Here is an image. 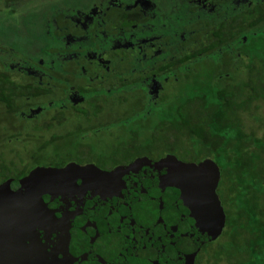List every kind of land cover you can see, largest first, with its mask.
Here are the masks:
<instances>
[{
	"label": "trees",
	"instance_id": "trees-1",
	"mask_svg": "<svg viewBox=\"0 0 264 264\" xmlns=\"http://www.w3.org/2000/svg\"><path fill=\"white\" fill-rule=\"evenodd\" d=\"M146 1L148 20L156 14L152 13L155 6L162 7L161 15L165 6L171 16L184 13L179 5L183 0L177 6L173 0ZM184 1L187 11L200 15L194 26L174 24V42L154 40L159 50L136 56L125 75L117 71V64L135 42L109 38L116 26L125 29L131 23L124 9L117 17L114 11L102 14L101 5L95 9L98 1L87 7L57 0L55 11L45 12L48 17L43 22L30 24L43 37L40 44L53 35L62 41L58 48L45 41V53L64 56L67 49L72 51L55 65L24 60L15 72L10 70L15 65L9 69L0 65V183L24 176L37 165L63 166L69 161L111 169L141 155L158 159L170 152L186 161L209 157L220 170L216 193L225 221L220 234L198 250L194 264H264V46L256 39L264 36V27H256L264 26V0H213L217 4L207 5L204 11L202 0L190 8L189 0ZM139 7L144 14L143 6ZM68 12L80 29L84 15L90 16L89 30L74 31L76 38L89 33L85 48L64 40L73 31L58 32L60 27L68 29ZM169 18L159 23L166 25V30H157L159 34H171L174 20ZM98 19L105 23L103 28H95ZM119 19V24H113ZM200 25L203 30L197 29ZM105 42L109 45L104 47ZM111 44L114 47L109 48ZM241 46L249 48L244 51ZM171 50L178 52L173 55ZM99 52L106 54L99 57ZM100 62L105 78L96 72ZM199 67L208 71L202 82L192 75ZM22 68L40 73L25 79ZM47 77L63 83L65 98L49 96ZM169 87L183 91L170 95ZM51 109L54 113L49 116ZM151 111L161 114L158 121ZM69 118L71 128L62 132ZM26 127L27 137L15 138ZM10 140H26L20 146L24 155L8 154L14 150ZM29 143L32 146L26 147Z\"/></svg>",
	"mask_w": 264,
	"mask_h": 264
},
{
	"label": "water",
	"instance_id": "water-1",
	"mask_svg": "<svg viewBox=\"0 0 264 264\" xmlns=\"http://www.w3.org/2000/svg\"><path fill=\"white\" fill-rule=\"evenodd\" d=\"M209 158L37 165L0 183V264H194L225 213Z\"/></svg>",
	"mask_w": 264,
	"mask_h": 264
},
{
	"label": "rangeland",
	"instance_id": "rangeland-1",
	"mask_svg": "<svg viewBox=\"0 0 264 264\" xmlns=\"http://www.w3.org/2000/svg\"><path fill=\"white\" fill-rule=\"evenodd\" d=\"M57 0H0V65L5 66V68H10L11 65H15L16 67H11L10 70H12L13 72H15V70L20 69L21 67H23L22 63L24 60H28L29 62H37L38 64L43 63L47 64V65H55V63L59 60L62 59L61 57L66 56L67 54L70 55V52L72 51V49H67L68 52H64V56H60L58 55V52L53 53L51 52L50 54L45 53L44 52V45H45V41H48L46 44L49 47L52 46H58L60 42H58V38H53L54 35L52 36V38H49V40L43 41L42 44H40V40H44L43 37L41 36V34L39 33H35L34 29L32 27H30V24H36L35 21H41L43 22L48 16H46L45 12L49 13L53 10V7L56 6ZM64 1V0H62ZM67 1V0H66ZM71 1V5H74L75 3H79V4H85V6L90 7L91 2H96V0H87V3H84L86 0H70ZM101 0H99L100 2ZM111 0H107L106 2H110ZM121 1L124 3H131L132 0H114V6H118L121 4ZM134 2H136L137 0H133ZM155 1V0H153ZM159 1V0H158ZM178 0H173L172 4L177 6ZM181 1V0H179ZM189 8L193 7V6H197L198 4V0H189ZM102 5L105 4L104 1L101 2ZM140 5L143 6L142 9H148L150 7V3H148L146 0H140L137 4L135 3V5L133 7H138ZM77 5V4H76ZM89 5V6H88ZM100 5V4H99ZM149 5V7H148ZM179 5L181 6V11H184V13L180 12V14L182 13V15H180L179 13H177V16H171L168 10V6H165L166 10L162 13H160L161 8H157V6H155L152 10V13L154 14V11L156 12V14H154V17H150L151 20H147L142 24V26L140 27H128L127 29L121 28L118 29V31L116 33H112L110 38V41H115V40H121V39H129V40H134L137 39L140 36H147L148 34L152 35V33H154L153 35L158 37V39H166L167 41H170L171 43L174 42V36H175V31H174V24L175 26L179 27L181 22L185 25H187V23L190 24V26H194V22H197L196 19H198L200 17V15L198 13H196L194 16L192 14L191 11H187V9L185 8V6L187 5V1H181L179 3ZM95 6V4H94ZM101 7V6H100ZM203 7V6H202ZM205 8L200 9L201 11H204ZM94 10V9H93ZM164 10V9H163ZM88 12V10H87ZM115 13V12H114ZM52 16V15H51ZM50 16V17H51ZM68 16L71 18L70 21L71 22H67L65 24V27H67L68 29H62V27H60V29L58 30L59 33L61 32H66V33H71L72 31V37L68 38L65 36V41L71 45V46H76V48L78 47V45H81L83 48H85V43L88 41L89 38V33L86 31L85 34H82V36H79L78 38L74 37V31L76 32L79 29V26L76 25L77 20L73 19V14H70L68 12ZM207 16V15H206ZM213 16V15H212ZM49 17V18H50ZM170 19L169 17H173L172 19L174 20L173 23H170V27L169 30L170 31V35L169 34H164L161 35L159 34V30L158 29H164L166 30V25L163 26L159 23H161L165 18ZM191 17V18H190ZM198 17V18H197ZM145 17H143L144 19ZM189 18V19H186ZM196 18V19H195ZM78 19V17H77ZM216 19V18H215ZM90 16L88 15H84V17L82 18L81 25L82 24H87V27L84 30H89V25L90 23ZM96 21V20H95ZM98 24L95 25V28H103L104 26V22L101 19H98L96 21ZM96 22H93V24H95ZM108 24V22H107ZM113 24H118L117 20L113 21ZM75 25V26H74ZM71 26V27H68ZM75 27V30H74ZM118 27V26H117ZM181 27V26H180ZM257 28H263L264 26H260L257 25ZM112 29V28H111ZM176 29V28H175ZM180 29V28H179ZM199 30H203L204 26L200 25L199 28H197ZM158 30V31H157ZM172 31V32H171ZM186 29H184V34H185ZM96 36L97 37H103L100 35V33L96 32ZM257 42L259 43L260 46H264V36H258L256 37ZM161 42H164L165 44L167 42L160 40ZM131 44V43H130ZM64 45V44H63ZM105 46L109 45L108 43L106 44H102ZM62 46V44H61ZM59 46V47H61ZM139 46V45H138ZM58 48V47H57ZM130 49H128V53L125 56V59L120 61L117 66V71L118 72H122L124 75L126 72H128V68L129 65L131 63V61L134 62V58L138 55H140V52L142 51V54H150V53H154V51H157L158 48L155 47V49L149 48V47H145L143 45V47H141V51L139 52L137 50V46H133V47H129ZM134 48V49H133ZM242 50L246 51L248 50L249 47L246 46H241ZM164 49H169L168 46L164 45ZM74 54L76 53L75 51H73ZM177 50H171L170 53L171 54H175L177 53ZM42 53H45L46 56H43ZM106 54V52H105ZM105 54H102L101 56H104ZM6 55V56H5ZM105 58V57H103ZM206 60V59H205ZM100 61H102L100 59ZM209 62V59L207 58V60ZM133 64V63H132ZM62 65H60V67L62 68ZM98 65V68L96 69L97 73L103 74L104 78L107 77L106 75V71L103 68L104 66L102 65V62H100ZM42 68H44L47 71H51L52 69L47 68L46 66H42ZM207 68V67H206ZM57 69L58 68H54ZM23 72L21 73L23 78H30L29 74H35L38 75L40 73L39 70H37L36 68H33L30 70L27 69V71L24 70V68H22ZM208 71L205 70L202 67H199L197 69H195V73L192 75L197 76L198 78V82H202L206 79V73ZM51 73H54L53 70L51 71ZM71 71L67 72L68 75H70ZM184 73V72H183ZM182 73V78L184 79V74ZM252 75H255V73H253ZM53 76V75H51ZM71 76V75H70ZM58 77V76H57ZM48 80H50V84L49 86H51V90L48 92L50 97L53 98H65V94L63 89H61V86L63 85V83L60 81V83L58 84V81L55 80V78L53 77H47ZM57 79V78H56ZM169 94L171 95L172 93H181L183 90L177 89H170V87L167 89ZM171 97V96H170ZM171 100V99H170ZM65 103L67 104L66 107H70V105L67 103V101H65ZM64 107V108H66ZM51 112H48V115L52 116L54 113V110L51 109ZM153 112V113H152ZM152 113V117L155 121H158V119L160 118V113L158 111H151ZM72 118H69V120L66 122L65 125L62 126L61 131L63 132L64 130H69L71 128V124H72ZM99 120V118H98ZM28 127H26V129L22 130L21 132H18V134L16 135L15 138H22L24 139L26 136V133L28 131ZM58 129V128H57ZM26 130V131H25ZM60 130V129H59ZM27 137V136H26ZM12 141L11 145L14 146V150L8 152V154H12V155H16L17 153L24 155L25 151L22 147L23 143L26 140H10ZM32 146V143H29L26 147H30ZM25 148V147H24ZM18 154V155H19ZM17 157H15L16 159Z\"/></svg>",
	"mask_w": 264,
	"mask_h": 264
},
{
	"label": "flooded vegetation",
	"instance_id": "flooded-vegetation-1",
	"mask_svg": "<svg viewBox=\"0 0 264 264\" xmlns=\"http://www.w3.org/2000/svg\"><path fill=\"white\" fill-rule=\"evenodd\" d=\"M97 1H98V3H95V6L94 7L96 9V7H98V5L100 4L101 5L100 11H102V14H103V11L108 10V11H114V12H116L117 17H120V13H119L120 10L124 9L125 11H127L126 18H127V20L131 21V23L130 24H127L125 29H127L128 27H131V26L132 27H140V26H142V25H140L142 22H145L146 19L147 20L149 19V15L150 14H148L147 12H145V11H147L146 9H142L144 11V14H143V13H140V11H139V10H141V7H139L140 5L138 7H133L135 5V2H132V3H124L123 2L122 3V1H121V4L120 5L114 6L115 5L114 4L115 3L114 0H111L110 2H106L107 0H101L100 2H99V0H96V2ZM102 1L105 2L104 5H102V3H101ZM198 1H200V0H198ZM199 3H200V8L201 9H202V6H203V8H205L209 4H211V5L217 4V2H215L213 0H202ZM247 4H250V1ZM143 17H145V18L143 19ZM119 22H121L120 19L118 21V24H119ZM81 26H82V29H80V27H79L80 31H84V29L87 27V24L85 23V24H82ZM90 28L91 27H89V29ZM119 28H122V27H117L116 26V30L117 31H118ZM74 30H75V27H74ZM78 31L79 30H77L76 32H78ZM153 34L152 35L148 34L147 36H144V37L143 36H140L137 39L131 40V41H134L135 42V44H133L132 46H137L138 47L137 50L139 52L142 50L141 47H143V45L145 47H149V48L155 49V47H157V46L156 45L154 46V40H159V39H158V37L154 36ZM127 42L130 43L129 39L123 40V43L126 44ZM112 47H114V46L111 44V46L109 48H112ZM157 48L159 50V47H157ZM102 54L103 53L99 52L98 53V56L101 57ZM140 55H147V54H142V51H141L140 52ZM101 77L104 78L103 74H101Z\"/></svg>",
	"mask_w": 264,
	"mask_h": 264
}]
</instances>
